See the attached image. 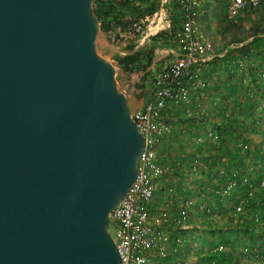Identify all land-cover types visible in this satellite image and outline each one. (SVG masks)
<instances>
[{
	"label": "water",
	"instance_id": "1",
	"mask_svg": "<svg viewBox=\"0 0 264 264\" xmlns=\"http://www.w3.org/2000/svg\"><path fill=\"white\" fill-rule=\"evenodd\" d=\"M95 0H0V264H122L110 213L143 148Z\"/></svg>",
	"mask_w": 264,
	"mask_h": 264
},
{
	"label": "built area",
	"instance_id": "2",
	"mask_svg": "<svg viewBox=\"0 0 264 264\" xmlns=\"http://www.w3.org/2000/svg\"><path fill=\"white\" fill-rule=\"evenodd\" d=\"M202 2L203 0H174L181 15V25L169 39L151 40L147 35L149 22L154 26L160 23L157 19L162 18V13H159L161 9L146 17L143 24L137 27V38H146L148 43L145 46L148 45L152 50L151 65L146 71L139 72L142 78L139 84L148 85L153 91L133 115L144 140L135 181L110 213V234L122 264H182L180 261L167 262L170 254L178 252L177 247H170L173 238L168 229L169 224L180 228L189 220L191 210L209 211L204 204H197L190 199L184 201L177 216L172 213V199L165 201L155 213L151 210L159 180L169 171L168 164L161 163L157 154V147L169 130L165 121L167 113L178 107L186 109V105L191 104L192 97L209 82L205 72L207 65L216 58L223 57L228 50L241 46L240 43H231L220 52L205 38L200 26ZM263 2L264 0H226L225 18L233 20L241 13L258 8ZM145 22L147 25L142 28ZM259 70L263 75L264 85V63ZM185 113L190 115L188 110ZM210 140L217 142L218 134H212ZM198 142H202V139L199 138ZM198 164L199 161L193 159L190 165L192 170H196ZM181 166L183 163H175L176 168ZM260 185L264 187V178ZM233 186L234 182H227L216 193L228 195ZM167 192L172 196L173 189L169 188ZM248 194L251 196L252 190ZM236 210L240 211L241 206H237ZM174 242L182 245L181 239H175Z\"/></svg>",
	"mask_w": 264,
	"mask_h": 264
},
{
	"label": "rangeland",
	"instance_id": "3",
	"mask_svg": "<svg viewBox=\"0 0 264 264\" xmlns=\"http://www.w3.org/2000/svg\"><path fill=\"white\" fill-rule=\"evenodd\" d=\"M162 1H164L165 3V9L163 10V14L161 17L165 22H171V19H173V16L175 15L174 0H160V2ZM206 11L207 9H205L204 14L206 13ZM179 19L176 22H180ZM210 20L211 23H209L208 21L209 25L206 24L207 26H205V29H203L202 32L205 38L210 41L213 44V47L217 50L221 48L223 49L226 45L234 43L236 41H241L240 47H242L243 45L249 43L254 37H258L259 40L264 39V2L258 8L241 13L238 17L230 21L226 20L224 16L223 19H221V14L213 11L212 13H210ZM146 25L147 22L144 23V26L142 28L146 27ZM157 32H159V30H156V33ZM252 33H256V35L254 34V36L252 37ZM137 36L138 32L136 35L124 33L117 38L113 32H104L100 30L97 46L99 52L117 67L118 82L127 92L128 96L137 100H142L143 96L145 95L142 89L148 87V85L142 86L139 84V82H141L142 80L141 74L136 71L125 72L118 65L119 58L121 56H126V54L123 53L128 50L126 48L128 46H131L132 48L137 46L139 42ZM149 37L151 36L149 35ZM263 63L264 44L260 49L253 48L252 50L247 51V53L241 52L240 54H237V60L233 63L229 61V59H219L209 63L213 64V67H211L209 71V69H207L209 65L208 64L205 69L209 81V83L205 85V89L207 90V87L210 88L212 86H210L212 81H218L219 85H221V83L223 82L221 86H218L219 89L222 90L221 94H223L224 97L222 99L220 97L221 94H219V101L213 100V108H217L220 110L219 107H221L222 105L224 107L222 110H224L225 113L228 112V114H232L233 112H238L240 114L238 115L242 116L246 122H249L251 119L255 120V122L258 120L259 124H263L262 129H264V95L262 93H259V91L261 90L259 88V84L264 88L263 75L259 70ZM235 87L238 88V93L236 94V99L238 103H240L238 105L234 103L235 99L230 94L231 92H233V89ZM213 91L217 93L218 90L214 88ZM244 101H248L250 103L249 105H251V107L253 108L252 113L250 110H246L245 107L242 106ZM178 108L172 109L169 113H167L165 117V121L169 125V130L166 132L164 137H162L157 147V154L159 158L165 162L164 164H168V173H178L183 171L184 174H187L185 175V179H182L184 176H182L181 174L175 175L176 181L174 184L176 191H183V186H191V184L195 182L194 186L196 191H192L193 198L189 197L186 198V200L190 199L197 204H204L207 208H213L216 204V198L212 196V193L214 191V188L219 184L220 177L214 176L216 173V168L209 167L208 165L203 163V158L201 154H199V151H201L202 153L203 151L199 146L195 148L193 145H189L191 148H183V145H187V143L192 142V137H188L191 131H186L188 130L187 128L189 124L184 123V120H187L189 122L190 117L189 115H187V113H185V109L183 107L179 108L181 109V112H178L179 114L174 115V112L179 110ZM221 121L223 120L221 119ZM221 121H219V124L221 123ZM215 128L216 126L214 127V129ZM215 131L216 129L213 133H210L208 135L209 144L217 143L210 140V136L214 134ZM229 137L230 136H227L226 140ZM238 140L239 139L236 138L232 143H234L235 146L240 147L241 151L246 149V145H243L244 141ZM203 142H199L198 144H203ZM193 147L194 149H192ZM207 154L208 153L206 151V153L203 155L206 156ZM187 156H189V159L187 158ZM222 158L223 159L221 161L223 163H226V154H224ZM193 159H197L199 161V164L196 166V170H192V166H190ZM177 161L183 163V166H181L180 168H176L175 163ZM216 162L217 161H215V164ZM248 162L250 163H247V171L257 173H259V171H264L263 166H261L258 162ZM203 170L209 172V177L204 179V181H206L209 186L207 188H204V191H201L203 188L199 186L203 183V179L201 178ZM222 182L223 181L221 179V183ZM200 193H202V195ZM196 196H200L201 199H198ZM245 201L246 199L244 197H241L239 199L238 203H240L241 210L237 211L235 209L236 213H243ZM234 206L235 203L230 202L227 205V208L222 207V209L227 210L229 208L228 212H230ZM194 211L196 212L195 215L194 213L192 214V212L190 213L189 220L184 223L185 226L177 228L175 231L179 233L181 239L183 238L182 240H185L183 242L187 245L185 247L186 250L184 251L183 248H181L176 253V256H170L168 261L169 263L171 261H180L182 264H201L199 258L202 257V255H204V253L207 251V249L205 251V249L199 242V236L201 235L202 231L200 230L202 221H207L208 216L209 218H218L222 211L215 210L212 212V214L209 213L210 210L208 212H204L199 209ZM199 212L201 213L199 214ZM208 213L210 215H207ZM193 216L196 217V222L191 221V219H194ZM189 230H191L190 234H185L184 237V232L187 233ZM110 233L112 232L110 231ZM174 237L176 238L178 236ZM175 238L173 239L175 240ZM241 240L246 241V236L244 238H241ZM189 241L192 243V245Z\"/></svg>",
	"mask_w": 264,
	"mask_h": 264
},
{
	"label": "trees",
	"instance_id": "4",
	"mask_svg": "<svg viewBox=\"0 0 264 264\" xmlns=\"http://www.w3.org/2000/svg\"><path fill=\"white\" fill-rule=\"evenodd\" d=\"M224 2L226 6V0ZM160 7V0H95L94 13L100 30L113 32L118 38L124 33L136 35L137 27L143 24L142 21L152 16ZM176 8L178 9V6L175 3ZM222 15L225 18V15ZM174 31V26H171L165 31L157 32L151 40L169 39ZM252 34V37L256 35V33ZM261 40L254 37L249 43L228 50L223 57L215 60L229 59L233 63L237 60V54L247 53L253 48L260 49L264 44V39ZM151 61L152 50L144 47L138 49L132 57L121 56L118 65L125 72H144L151 65ZM259 88L261 89L259 93L264 95V88L260 84ZM237 93L238 88L235 87L230 94L235 99L234 103L238 105L240 103L236 99ZM249 104L248 101H244L242 106L252 113L253 108ZM219 108L223 121L215 131L218 134V141L216 144L211 143L206 146L205 151L208 153L206 156L203 155L206 152L199 151V154L204 164L216 168L214 176L220 177V182L212 193V196L216 198V204L215 207L209 208V213L212 214L215 210H220L222 213L218 218L208 216L207 221L200 223L202 231L199 242L207 251L199 259L201 264H264V187L260 186L264 171L257 173L246 170L247 163H250L248 161L258 162L264 170L263 124L253 119L246 122L238 112L228 114L222 110L224 108L222 105ZM227 136L230 137L226 140ZM236 138L239 139L238 141H244L243 145H246V149L241 151L240 147L232 143ZM224 154L227 157L226 163L221 161ZM159 161L165 163L160 158ZM215 161H217L216 164ZM221 170L222 173H220ZM205 173L209 172L205 171ZM227 182H234L233 190L228 195L217 194L216 190ZM249 190H253L250 197ZM241 197L246 199L243 213H236L235 209L240 205L238 201ZM230 202L235 203L230 212H228L229 208L222 209V207L227 208ZM209 213L207 215H210ZM245 236L247 240H241ZM190 244L192 245L191 242Z\"/></svg>",
	"mask_w": 264,
	"mask_h": 264
},
{
	"label": "crops",
	"instance_id": "5",
	"mask_svg": "<svg viewBox=\"0 0 264 264\" xmlns=\"http://www.w3.org/2000/svg\"><path fill=\"white\" fill-rule=\"evenodd\" d=\"M164 4H165L164 1H162L161 7H160L161 10L160 9H159L160 11L158 10L159 13L163 14V10L165 9ZM224 4H225L224 0H203L202 5H201V12H200V26H201L202 31H203V29H205V26H207L206 24L209 25V23H211L210 13H212L213 11L221 13V19H223L222 14L225 15ZM205 9H207V11L204 14ZM174 11H175L174 14L176 16L175 15L173 16V19H171V22L170 21L165 22L163 18L157 19V21H159L160 23H158L156 26L150 25V22H149V24H148L149 32H147V35L148 36L150 35L152 37V36H154L153 34L156 33V30L165 31V30L169 29L171 26H174V30H177L181 25V15H180V12L178 9H175ZM178 19L180 20V22H176ZM208 21H209V23H208ZM147 41L148 40L146 38L144 40L139 39L137 46H135L133 48L131 46H128L126 48L128 50L123 52V53L126 54V56L132 57V56H134V53L138 49L145 46V43H148ZM226 46H228V45H226ZM145 47L149 48L148 45H146ZM221 50H222V48L217 50V51L221 52ZM130 52H132V53H130ZM211 67H213V64H209L207 69H209V71H210ZM222 84H223V82L221 83V85ZM218 85H219L218 81H212V83L210 84V86H211L210 88L207 87V90H206L205 86H204L196 95H194L192 97L191 104L186 105L185 110L189 111L190 120H189V122L187 120H184V123L189 124V126L187 128L188 130H186V131H189V130L191 131L190 135L188 133V135H189L188 137H192V142L187 143V145H183L184 149L191 148L189 145H193L195 148L197 146H199L200 149L203 151V153H205L206 152L205 151L206 146L209 144L208 135L210 133H213L214 130L218 126H220L219 121H221V119H223V116L220 115L219 109L213 108V106H212L213 100L219 101V96H220L219 94H221V92H222V90L219 89V86H221V85H219V86ZM214 88H216L218 90L217 93H215L213 91ZM142 91L145 94L143 96V99H142L144 101L148 97H150L153 90H152V87L148 86V87H145L144 89H142ZM220 97H224V95L221 94ZM178 112L180 113L181 109L175 111L174 115L179 114ZM220 117H221V119H220ZM215 126H216V128L214 129ZM199 138L202 139V142L204 141L203 144H198ZM194 147L192 149H194ZM187 158L189 159V156H187ZM205 171L206 170H204V172H202V175H201V178L203 179V183L199 186V187L203 188L201 191H204V188H207L209 186V184L206 181H204L205 178L209 177V174L205 173ZM173 173L174 172H172V173L167 172L159 180V183H158L159 187L153 196V200H152V204H151L152 213H155L160 207H162V205L164 204L165 201H167L168 199H172V201H173L172 213L176 214L178 212V209L184 205V201L186 200V198L192 197V191H196L195 186H194L195 182H193V184H191V186H183V191H180V192L176 191L175 184H174L176 181L175 175L181 174L182 176H184L182 179H185V175H187V174H184L183 171L178 172V173H174V174ZM169 188L173 189L172 196H170L167 192V190ZM200 194L202 195V193H200ZM196 197L198 199H201L200 196H196ZM191 212H192V214L194 213V215L196 213L194 210H191ZM176 216H177V214H176ZM193 218L194 219H191L192 222H194L196 220V217L193 216ZM170 224L168 226V229L170 230L172 238H175L174 236H178L175 239H181L179 233L175 232L177 228L173 227L174 225H172V223H170ZM184 226H181V227H184ZM190 231L191 230H189L187 233L184 232V237H185V234H187V235L190 234ZM182 239H181L182 245H176V243L174 242V239H173V242L170 244V247H177L178 250L183 248V250L185 251L186 250L185 247L187 245L183 242L185 240H182ZM176 255H177L176 253L175 254L172 253V255L170 254V256H176Z\"/></svg>",
	"mask_w": 264,
	"mask_h": 264
}]
</instances>
